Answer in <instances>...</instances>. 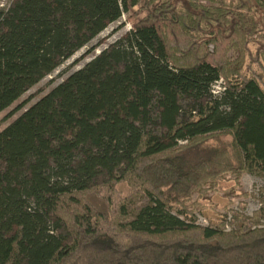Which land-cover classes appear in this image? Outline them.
<instances>
[{"label": "trees", "instance_id": "16d2710c", "mask_svg": "<svg viewBox=\"0 0 264 264\" xmlns=\"http://www.w3.org/2000/svg\"><path fill=\"white\" fill-rule=\"evenodd\" d=\"M208 1L14 0L0 9V114L110 25L132 21L0 132V264H264V203L252 219L232 211L231 232L224 218L199 227L185 207L222 175L264 180V0ZM182 144H192L189 156L177 153ZM119 172L138 196L120 207L131 234L121 245L92 225L106 215L98 197L70 221L61 208L73 194L125 182Z\"/></svg>", "mask_w": 264, "mask_h": 264}, {"label": "rangeland", "instance_id": "374dc122", "mask_svg": "<svg viewBox=\"0 0 264 264\" xmlns=\"http://www.w3.org/2000/svg\"><path fill=\"white\" fill-rule=\"evenodd\" d=\"M202 5H211L208 0H191ZM14 0H0V9L8 8ZM132 26V21L127 20V16H123L119 22L110 25L97 39H95L89 46L80 50L71 59L65 62L57 71L51 76L46 77L35 87L31 88L24 94L18 102L11 108L0 114V132L9 125V123L17 119L27 108L35 104L40 98L46 95L52 88L63 82L71 73L83 68L89 61H91L101 51L107 49L110 45L115 43L118 39L123 37ZM213 50V46L209 47ZM226 57L231 64L235 66L238 54L237 50L229 49ZM264 59V58H263ZM19 104H25L23 109L14 113L15 108ZM13 114V115H11ZM224 140H229V137H222ZM207 142H212L208 140ZM182 144L181 150L177 153H186L192 146ZM186 146V147H184ZM189 146V147H188ZM188 149L186 150L185 148ZM185 149V150H184ZM117 176L123 177L122 183H110L92 192L76 193L71 197H66L62 200L61 208L62 214L70 221V213L77 212L85 214V208L91 207V197H98L104 203L105 216L97 213L94 215L93 226L101 233L107 234L112 240L121 245L126 242L131 236L130 232L125 229L124 225L127 217L120 211V207L131 206L136 202L138 196L134 189L130 191L125 184L130 181V177L126 172H119ZM106 179H100L99 185L106 184ZM264 203V180L257 176H252L246 172L239 175L225 174L218 179H213L204 184L200 189L194 191L191 195L190 201L185 205L190 215L195 217V224L199 227H210V223L215 225L219 218L226 219L225 230L231 232L235 227L231 224L232 211L239 213L246 218H253V214L257 212ZM206 221L203 224L201 221ZM212 225V227L214 226ZM258 228H264V221L260 222ZM70 229V228H69ZM71 230V229H70ZM61 232L65 238L67 237L68 245L73 243V239L69 230L62 228Z\"/></svg>", "mask_w": 264, "mask_h": 264}, {"label": "built area", "instance_id": "2783aa9c", "mask_svg": "<svg viewBox=\"0 0 264 264\" xmlns=\"http://www.w3.org/2000/svg\"><path fill=\"white\" fill-rule=\"evenodd\" d=\"M223 87H224V82L222 79H220L218 82H216L213 87H212V93L214 95H219L221 93V91H223ZM203 224L206 223V221H201Z\"/></svg>", "mask_w": 264, "mask_h": 264}]
</instances>
